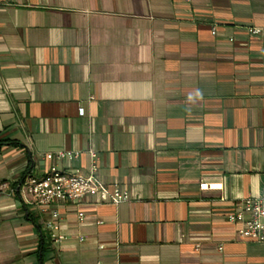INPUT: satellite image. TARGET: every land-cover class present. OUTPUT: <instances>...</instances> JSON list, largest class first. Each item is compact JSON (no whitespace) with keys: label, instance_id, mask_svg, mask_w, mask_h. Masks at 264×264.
Instances as JSON below:
<instances>
[{"label":"crops","instance_id":"0c3cea01","mask_svg":"<svg viewBox=\"0 0 264 264\" xmlns=\"http://www.w3.org/2000/svg\"><path fill=\"white\" fill-rule=\"evenodd\" d=\"M92 151L130 200L55 206L53 242L24 183ZM263 197L264 0H0L2 264H264L229 221Z\"/></svg>","mask_w":264,"mask_h":264},{"label":"built area","instance_id":"2783aa9c","mask_svg":"<svg viewBox=\"0 0 264 264\" xmlns=\"http://www.w3.org/2000/svg\"><path fill=\"white\" fill-rule=\"evenodd\" d=\"M250 33L257 35L259 30L251 29ZM84 113V108H79V115L83 116ZM90 154L93 163L90 175L87 177L65 173L53 165L44 176H30L24 183L26 192L33 197L34 207L45 218L44 223L53 242L57 243L63 239V236L58 234L61 229V214L55 206L64 204L81 206L88 195L95 196L99 202L111 200L115 204L130 200L127 192L111 190L98 181L97 153L92 151ZM79 155V152H59L47 154L45 158L49 161L61 162L65 159L70 161L77 159ZM77 217L82 222L85 217L84 212L79 211ZM229 221L233 224H241L237 234L244 241L264 243V197L246 199L230 214ZM0 264H2L1 257Z\"/></svg>","mask_w":264,"mask_h":264},{"label":"trees","instance_id":"16d2710c","mask_svg":"<svg viewBox=\"0 0 264 264\" xmlns=\"http://www.w3.org/2000/svg\"><path fill=\"white\" fill-rule=\"evenodd\" d=\"M8 143H13V142H8ZM38 228L40 229L41 231V252L43 253V255L47 252L49 246H50V243H51V239L50 237H48L47 235H45L42 230H41V227L40 225H38Z\"/></svg>","mask_w":264,"mask_h":264}]
</instances>
